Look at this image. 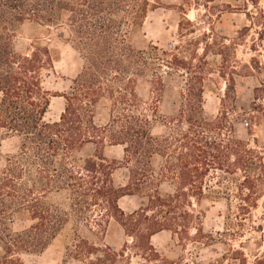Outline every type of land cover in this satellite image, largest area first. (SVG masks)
<instances>
[{
    "label": "trees",
    "instance_id": "obj_1",
    "mask_svg": "<svg viewBox=\"0 0 264 264\" xmlns=\"http://www.w3.org/2000/svg\"><path fill=\"white\" fill-rule=\"evenodd\" d=\"M152 5L151 0H0V132L22 139L21 153L0 170V264H27L23 255L46 250L68 217L92 203L129 233L141 223L136 212L127 214L119 207V199L146 196L148 207L165 214L164 220L148 223V239L162 230L189 231L191 222H177L173 214L182 209L187 220L203 200L215 201L221 195L231 200L230 186L239 172L246 174L235 185L241 198L252 201L256 195L259 186L248 174L254 150L210 142L205 134L203 129L216 128L222 117L206 121L202 87L189 86L191 101L181 113L187 128L180 133L179 148H170L171 139L154 137L149 116L139 112L136 83L151 70L150 60L157 53L154 46L137 50L129 41ZM26 20L65 27L83 59L72 92L56 95L65 99L56 122L45 120L55 95L44 87V78L58 60V51L40 40L28 51L18 50L15 33ZM107 99L108 122L98 125L95 108ZM88 144H94L95 151L80 163L75 153ZM107 146L123 147L121 164L129 172L125 186L114 183L119 163L107 157ZM155 156L165 160L162 174L167 171L178 181L172 194L152 187ZM214 173L218 189L206 183ZM148 191L155 194L145 195ZM54 192L68 195V210L48 202ZM144 218L148 220L146 214Z\"/></svg>",
    "mask_w": 264,
    "mask_h": 264
},
{
    "label": "rangeland",
    "instance_id": "obj_2",
    "mask_svg": "<svg viewBox=\"0 0 264 264\" xmlns=\"http://www.w3.org/2000/svg\"><path fill=\"white\" fill-rule=\"evenodd\" d=\"M151 1L143 26L133 31L129 41L137 50L150 51L154 46L157 53L150 60L151 70L136 83L139 112L149 116L154 137L171 139L170 148H179L180 133L187 128L181 113L187 112L191 101L189 86L202 87L206 121L214 123L222 117L216 128L203 129L208 140L253 149L248 174L259 189L252 201L243 200L235 185L246 174L239 172L233 185L228 183L231 200L225 195L215 201L203 200L187 220L181 216L182 209L173 214L177 222H191L189 231L162 230L148 239V223L164 220L165 214L148 207L146 196L119 199L125 213L140 211L135 217L141 227L129 233L118 219L92 203L68 217L46 250L23 255L27 264H264V0ZM19 26L15 33L18 50L28 51L40 40L58 51V60L44 78V87L55 95L45 120L56 122L65 106V99L56 95L72 92L83 59L65 27L34 20ZM110 106L108 99L100 101L95 108L96 124L108 122ZM21 148L20 137L0 132V170ZM94 151L95 145L88 144L75 158L81 163ZM106 155L119 163L113 175L115 185L125 186L129 172L121 164L123 147L107 146ZM164 162L161 156L152 160V187L165 195L174 192L178 181L167 171L162 174ZM217 177L210 175L206 183L218 189ZM48 202L68 210L70 200L65 192H54ZM242 205L245 210L240 209ZM198 210L204 213L197 215Z\"/></svg>",
    "mask_w": 264,
    "mask_h": 264
}]
</instances>
